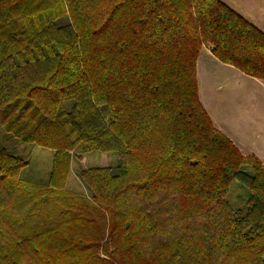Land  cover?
I'll list each match as a JSON object with an SVG mask.
<instances>
[{"label": "trees", "instance_id": "16d2710c", "mask_svg": "<svg viewBox=\"0 0 264 264\" xmlns=\"http://www.w3.org/2000/svg\"><path fill=\"white\" fill-rule=\"evenodd\" d=\"M203 46L264 81V32L221 0H0V124L53 151L35 182L0 147V264H264V163L202 106ZM93 150L116 165L68 191Z\"/></svg>", "mask_w": 264, "mask_h": 264}, {"label": "rangeland", "instance_id": "374dc122", "mask_svg": "<svg viewBox=\"0 0 264 264\" xmlns=\"http://www.w3.org/2000/svg\"><path fill=\"white\" fill-rule=\"evenodd\" d=\"M221 1L227 2L228 0ZM230 1L233 4L227 3L233 8L235 4L232 0ZM255 23L264 29V21ZM226 66L229 67L219 68L215 77H210L207 88L203 87V102L213 119L221 125L230 138L240 145L244 154H254L264 160V86H257L253 81L242 82L234 75L233 67ZM250 87L252 91L248 92L247 89ZM244 98L247 99L243 101ZM249 99H252V102L245 106ZM219 130L221 131V129ZM0 147L21 157L26 162L19 172V178L35 182L46 181L51 168L53 155L51 149L22 142L6 133L1 124ZM103 159L96 150L85 154L80 161L73 159L66 189L74 193H86L76 171L79 167L102 165L104 161L114 166L118 161L115 152H108L104 161ZM246 169L249 170L248 167ZM248 192L245 185L233 180L229 184L226 198L234 208H245Z\"/></svg>", "mask_w": 264, "mask_h": 264}, {"label": "crops", "instance_id": "0c3cea01", "mask_svg": "<svg viewBox=\"0 0 264 264\" xmlns=\"http://www.w3.org/2000/svg\"><path fill=\"white\" fill-rule=\"evenodd\" d=\"M232 1L235 4V6L233 7V8H235L234 9L235 11H237L239 14H241L246 19L251 21L255 26H257L260 30H262L264 32V29L262 27H260V25H257V23H255L257 21H264V0H232ZM227 2L232 3L230 0H228ZM226 65L227 64L221 63L220 61H218L213 56L209 47L203 46L199 52V55H198L197 61H196V78H197V86H198V96H199V100H200L202 106L204 107L207 114L209 115L213 125L216 128L221 129V131L223 133H225V135L228 136V134L221 128V125H219V123H217L213 119V117L211 116L209 109L206 107L205 103L203 102L204 101V96H203L204 92L202 91L203 87L207 88V85L209 84L210 77H215L216 71L219 68L229 67ZM230 67H232V66H230ZM232 69H234V72H233L234 75L236 77H238V79H241L242 82L253 81L257 86H260V85L264 86V81L253 78V77H249V76L241 73L239 70H237L234 67ZM244 77H247V78H244ZM244 79H246V80H244ZM201 84H202V89H201ZM247 90H248V92L252 91L251 87L248 88ZM247 98H244L243 101H245ZM251 102H252V99H249L245 103V106L249 105ZM230 139L238 146V148L240 150H242L240 145H238L237 142H235L232 138H230ZM260 160L264 163V160H262L261 158H260Z\"/></svg>", "mask_w": 264, "mask_h": 264}]
</instances>
